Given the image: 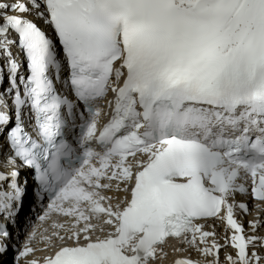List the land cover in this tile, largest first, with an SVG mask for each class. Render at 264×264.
<instances>
[{
	"label": "snow or ice",
	"instance_id": "snow-or-ice-1",
	"mask_svg": "<svg viewBox=\"0 0 264 264\" xmlns=\"http://www.w3.org/2000/svg\"><path fill=\"white\" fill-rule=\"evenodd\" d=\"M0 169L14 264H264V0H0Z\"/></svg>",
	"mask_w": 264,
	"mask_h": 264
},
{
	"label": "bare ground",
	"instance_id": "bare-ground-1",
	"mask_svg": "<svg viewBox=\"0 0 264 264\" xmlns=\"http://www.w3.org/2000/svg\"><path fill=\"white\" fill-rule=\"evenodd\" d=\"M38 24L40 25H43V23L41 21H37ZM2 170V169H0ZM25 178V172L22 170L21 171V174H20V179L23 180ZM31 193H30V190H29V194L27 196L24 197V200H23V204L22 206L19 208L18 210V215L16 216V220H15V223H8L7 224V227H8V230L12 233H14V231H16L18 229V226L21 228H26V226H28L25 221H23V223L21 222V219L23 217L24 214L26 215H29V210H30V207L33 206V200H32V197H31ZM28 218H30V216H28ZM255 217L253 216L252 219H254ZM263 229H261L260 231H262ZM247 231H248V226H247ZM21 233V238H22V242H23V239H24V235H25V230L20 232ZM216 237L219 238V243L223 244V241L221 240V236H223L220 232V230H216ZM258 234H260V232H258ZM16 241V240H14ZM21 244V243H20ZM19 245V244H17ZM228 248H221L220 251H219V255H220V258H221V255H222V251H227ZM13 250H11V248L8 249V251L2 255H0V264H10V255H11V252ZM14 264V263H13ZM157 264H162V262L158 261Z\"/></svg>",
	"mask_w": 264,
	"mask_h": 264
},
{
	"label": "rangeland",
	"instance_id": "rangeland-1",
	"mask_svg": "<svg viewBox=\"0 0 264 264\" xmlns=\"http://www.w3.org/2000/svg\"><path fill=\"white\" fill-rule=\"evenodd\" d=\"M13 254H15V252L14 251H12L11 252V255H10V257H11V259H10V264H13L14 263V261H13Z\"/></svg>",
	"mask_w": 264,
	"mask_h": 264
}]
</instances>
